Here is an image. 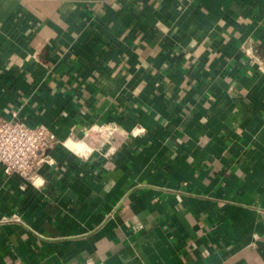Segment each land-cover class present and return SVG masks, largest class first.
Returning a JSON list of instances; mask_svg holds the SVG:
<instances>
[{"label":"crops","instance_id":"0c3cea01","mask_svg":"<svg viewBox=\"0 0 264 264\" xmlns=\"http://www.w3.org/2000/svg\"><path fill=\"white\" fill-rule=\"evenodd\" d=\"M0 119V264H264V0H0Z\"/></svg>","mask_w":264,"mask_h":264},{"label":"built area","instance_id":"2783aa9c","mask_svg":"<svg viewBox=\"0 0 264 264\" xmlns=\"http://www.w3.org/2000/svg\"><path fill=\"white\" fill-rule=\"evenodd\" d=\"M116 130L105 124L98 127L101 133ZM54 145V138L46 128L31 127L19 120L0 119V164L7 175H17L36 184L40 165L53 164L49 151Z\"/></svg>","mask_w":264,"mask_h":264},{"label":"bare ground","instance_id":"6f19581e","mask_svg":"<svg viewBox=\"0 0 264 264\" xmlns=\"http://www.w3.org/2000/svg\"><path fill=\"white\" fill-rule=\"evenodd\" d=\"M77 144H79V143H77ZM77 144H75L74 142H69L68 143V146L70 147V148H72V149H74V150H78V145ZM81 146V145H80ZM82 147V146H81Z\"/></svg>","mask_w":264,"mask_h":264}]
</instances>
